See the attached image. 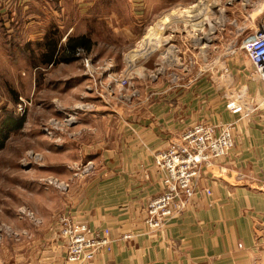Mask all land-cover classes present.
I'll return each instance as SVG.
<instances>
[{"label": "crops", "instance_id": "0c3cea01", "mask_svg": "<svg viewBox=\"0 0 264 264\" xmlns=\"http://www.w3.org/2000/svg\"><path fill=\"white\" fill-rule=\"evenodd\" d=\"M99 1L0 0V21L4 20L5 27L0 29V42L7 59L25 63L34 72L76 63L42 66L30 60L38 61L33 58L35 49L39 50L53 27L58 29L60 44L76 36L95 43L90 32L76 35L74 24H63L90 19ZM129 2L135 15L147 17L162 5V0ZM94 48L88 53L91 59ZM235 59L240 64L241 55ZM239 64L229 67V99L243 90L249 98L264 101V83L255 74L249 75L251 62L244 69ZM208 77L200 73L185 86L173 85L174 81L159 89L155 85L148 101L131 111L115 104L111 105L115 110L85 114L69 137L61 139L58 157L71 159L66 154L76 150L78 161L89 156L95 168L63 178L67 190L63 206L53 210L55 225L60 227L61 219L69 218L111 233V250L84 264H264V105L248 118L233 114L225 107L220 83ZM161 82L158 78L156 84ZM200 122L234 125L235 146L205 171L188 210L171 219L162 231H150L145 225L146 207L162 190L155 155L172 143H181V135ZM125 235L131 239L125 241ZM34 242L38 247L39 239ZM59 245L48 264H71L66 248ZM36 249L27 264H45L43 252Z\"/></svg>", "mask_w": 264, "mask_h": 264}, {"label": "rangeland", "instance_id": "374dc122", "mask_svg": "<svg viewBox=\"0 0 264 264\" xmlns=\"http://www.w3.org/2000/svg\"><path fill=\"white\" fill-rule=\"evenodd\" d=\"M89 17L63 25L74 24L76 35L90 32L95 41L93 60L99 65L112 61L118 73L131 80L128 90L115 91L116 96L125 95L122 102L87 87L92 85L83 78V59L90 54L81 55L72 65L34 72L25 63H11L0 42V109L15 110L25 115L27 122L0 152V264L30 263L36 248L43 252L45 264L49 263L61 243L53 210L64 204L62 195L67 189L62 186L63 178L88 174L95 168L87 165L92 162L89 156L78 161L79 151L68 152L71 159L56 155L54 141L43 137L42 129L49 121L71 116L78 126L85 114L115 110L116 106L131 111L148 101L155 85L159 89L174 81L173 85L185 86L200 73L220 83L221 97L231 112L227 107L231 96L229 67L239 64L235 59L238 54L241 69L250 64L244 46L264 19V0H162L149 17L135 15L129 0H100ZM3 24L4 20L0 21V29L5 28ZM55 30L50 28L49 34ZM46 38L39 50L35 49L36 60L46 51ZM250 74L255 73L252 70ZM158 78L161 84H156ZM5 86L17 93L19 101L6 93ZM64 136L69 137V133ZM176 145L181 147V143ZM76 161L80 163L73 164ZM36 239L38 247L33 245Z\"/></svg>", "mask_w": 264, "mask_h": 264}, {"label": "built area", "instance_id": "2783aa9c", "mask_svg": "<svg viewBox=\"0 0 264 264\" xmlns=\"http://www.w3.org/2000/svg\"><path fill=\"white\" fill-rule=\"evenodd\" d=\"M244 49L255 75L264 83V19L256 32L246 41ZM83 54L84 51L80 50L78 56L81 57ZM83 62L86 78L92 85L87 86L89 90L95 88L101 91V94L105 93L103 97L122 102L125 95L119 93L116 96L115 91L128 90L131 87V80L117 74L112 61L99 65L88 57L83 59ZM21 104L18 105L20 111L23 110ZM249 104L253 106L252 110L249 109ZM262 105L263 100L256 101L249 98L246 91L238 90L237 96L229 99L227 107L233 114L248 118ZM66 117L62 121L52 119L42 129L44 135L54 141L57 149L63 148L61 139L65 138V134L70 135L71 129L76 125L74 117ZM234 146V125L200 122L181 135V147L172 143L168 148L157 152L155 167L158 173L162 174V190L159 196L147 204L145 219L147 228L154 232L162 231L171 219L182 216L198 195V183L205 171L217 160L228 156ZM87 165L89 168L93 167L92 162ZM54 184L57 182L54 181ZM58 185H61L60 182ZM62 186L67 188L66 184ZM206 192L211 195V191ZM22 212L29 215L28 211ZM123 239L128 241L131 236L125 235ZM59 240L66 248V260L71 264L91 262L100 253L110 251L112 244L110 229L95 231L87 224L69 218H62L60 221Z\"/></svg>", "mask_w": 264, "mask_h": 264}, {"label": "trees", "instance_id": "16d2710c", "mask_svg": "<svg viewBox=\"0 0 264 264\" xmlns=\"http://www.w3.org/2000/svg\"><path fill=\"white\" fill-rule=\"evenodd\" d=\"M58 29L56 28L50 36L46 38V51L43 53L42 58L38 59V62L42 66L56 65L59 63H73L80 59L78 53L80 50L84 51V54H88L90 50L95 46L92 39L86 36H76L69 38L65 45L60 44V38L57 36ZM52 36V38H50ZM34 58V56H33ZM6 93L11 98L15 99V102L19 101L18 95L12 89L8 90L7 86ZM0 96V104L2 102ZM5 112L0 115V152L3 151L11 139L12 135L16 132L23 130L26 123V116L17 113L15 110L6 109L3 107ZM0 109V110H2ZM1 112V111H0Z\"/></svg>", "mask_w": 264, "mask_h": 264}, {"label": "bare ground", "instance_id": "6f19581e", "mask_svg": "<svg viewBox=\"0 0 264 264\" xmlns=\"http://www.w3.org/2000/svg\"><path fill=\"white\" fill-rule=\"evenodd\" d=\"M149 38V37H148Z\"/></svg>", "mask_w": 264, "mask_h": 264}]
</instances>
